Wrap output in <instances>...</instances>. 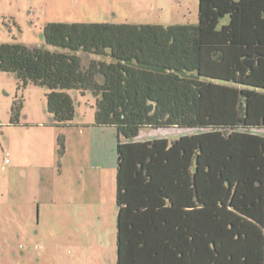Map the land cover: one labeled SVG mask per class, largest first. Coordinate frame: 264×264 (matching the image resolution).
I'll list each match as a JSON object with an SVG mask.
<instances>
[{
  "label": "trees",
  "instance_id": "1",
  "mask_svg": "<svg viewBox=\"0 0 264 264\" xmlns=\"http://www.w3.org/2000/svg\"><path fill=\"white\" fill-rule=\"evenodd\" d=\"M44 40L55 50L0 44V71L46 88L57 127L73 125L77 90L95 97L97 127L117 129L118 264H229L246 218L204 202L232 143L264 131V0H199L196 24L50 23ZM170 128L201 132L137 141Z\"/></svg>",
  "mask_w": 264,
  "mask_h": 264
},
{
  "label": "rangeland",
  "instance_id": "2",
  "mask_svg": "<svg viewBox=\"0 0 264 264\" xmlns=\"http://www.w3.org/2000/svg\"><path fill=\"white\" fill-rule=\"evenodd\" d=\"M198 17L199 0H0V44H22L54 51L44 40V28L50 23L169 26L196 24ZM47 93L46 88L34 85L22 88L14 73L0 71V264H63V258L69 261L75 253L74 245L79 243L92 253L104 246L105 259L91 264H118L115 218L109 217L108 221V218L101 220L87 215L86 221L81 220L78 226L68 219L60 221L48 214L47 203L41 213L38 212L40 201L36 192L41 190L43 198L46 197L51 175L55 178L54 174L59 172V162L63 160L59 137L65 141V133L70 134V166L73 150L82 139L86 144L92 141L89 149H92L93 165L98 164L95 159L102 151L108 166L118 165V131L114 127L95 125L96 99L91 92L84 95L77 90L68 91L76 107L72 126L53 129L27 125L36 120L45 122V117L52 118ZM16 104L20 122L24 124L20 127L11 126ZM89 123L94 125L84 126ZM198 132L201 131L146 129L137 141L173 142ZM74 141L73 147L71 142ZM228 157L215 165L204 204L229 205L236 220L241 212L246 214H242L246 219L241 224L246 233L240 237L245 240L237 247L236 241L227 237L228 256L230 264L256 263L264 254V131H254L247 138L234 141ZM39 163L46 165L42 171ZM36 172L40 175H33ZM42 175H46L48 182L45 186L40 180ZM110 175L113 182V174ZM255 175L260 181L258 185L253 184ZM229 182L233 183L231 187ZM235 182L237 193L233 194ZM22 197L25 199L21 200ZM238 250L245 253L246 259L244 255L233 259L231 255Z\"/></svg>",
  "mask_w": 264,
  "mask_h": 264
},
{
  "label": "crops",
  "instance_id": "3",
  "mask_svg": "<svg viewBox=\"0 0 264 264\" xmlns=\"http://www.w3.org/2000/svg\"><path fill=\"white\" fill-rule=\"evenodd\" d=\"M33 119L36 120L37 118L33 117ZM36 121L37 122H28L29 124L27 125L32 127L38 126L40 128H66L57 127L54 123L53 117H50V119L49 117H45V122H39V120ZM21 125L24 124L20 122V120L18 124L11 123V126L14 127H20ZM89 125H94V123L84 124V126ZM64 136V151L61 153L63 160L59 162V172L54 174L55 178L51 175L48 184L49 190L46 191V197L43 198V192L41 190H37L36 192V195L38 196L37 201H40L38 204V212L41 213V208L45 203H47L46 212L48 214L55 216L60 221H65L68 219L70 223H77L78 226L81 225V220L86 221L87 215L95 216L94 219L107 220L108 218V221L109 217H113L116 219V228L118 233L119 212L116 203V179L118 167L116 165L108 166L106 164L104 151H102L99 158L96 157L97 159H95L98 164L96 166L93 165L92 162H94V160L90 155L92 149H89L92 141H89L90 143L86 144L83 139L80 141L79 147L76 146L77 148H74L73 150V165L70 166L71 163H69L70 160L68 159V157L71 155V146L68 144L70 140V134L65 133ZM71 143L74 147L75 141ZM39 165L41 171L46 167L45 164L39 163ZM52 169L54 171V165L52 166ZM91 170H95L92 172L93 174L88 172ZM110 173L113 174V182H111L110 177L112 175H110ZM41 174H44V172H41ZM33 175H40V173L36 172V174ZM40 180L41 182H44V186L48 183L46 175H42ZM33 181L34 183L36 182L34 179ZM110 185H112V187ZM233 188L236 190L237 185H234ZM24 199L25 198L23 197L21 198V200ZM32 201L34 202L35 199L33 198ZM52 216H47V218L53 219ZM146 218L147 217L145 216L136 217L134 222L136 225H140L145 229L148 225V219ZM237 222L241 223L243 220H239ZM244 240L245 239L241 240L240 238L237 239L236 246L240 247ZM84 246L85 245L83 243L74 245V255L68 259L69 261H66L63 258V264H91L94 260L103 261L105 259L104 246H101L95 253L90 252ZM232 253L233 252H231V254ZM241 255H244V258L246 259L245 253L240 250L234 252V255L232 254L231 256H234L233 259H235ZM230 263L231 258L229 259V264ZM239 264H264V254L260 255L256 263L240 262Z\"/></svg>",
  "mask_w": 264,
  "mask_h": 264
}]
</instances>
